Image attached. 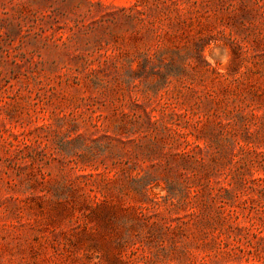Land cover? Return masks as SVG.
<instances>
[{"label":"rangeland","instance_id":"1","mask_svg":"<svg viewBox=\"0 0 264 264\" xmlns=\"http://www.w3.org/2000/svg\"><path fill=\"white\" fill-rule=\"evenodd\" d=\"M0 264H264V0H0Z\"/></svg>","mask_w":264,"mask_h":264}]
</instances>
